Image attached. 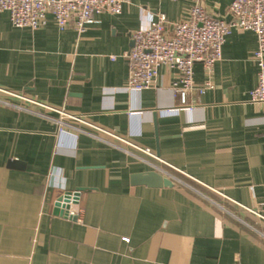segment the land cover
I'll return each instance as SVG.
<instances>
[{
  "label": "crops",
  "instance_id": "0c3cea01",
  "mask_svg": "<svg viewBox=\"0 0 264 264\" xmlns=\"http://www.w3.org/2000/svg\"><path fill=\"white\" fill-rule=\"evenodd\" d=\"M195 2L127 0L81 35L52 16L33 30L0 12V264H264L256 34L227 36L213 87L190 96L192 109L163 111L177 100L167 66L153 87L128 89L132 32L150 14L183 20ZM201 2L230 18L233 0ZM194 71L203 85L202 65ZM58 110L82 120L61 124ZM151 170L177 184H132ZM79 188L82 220L54 215L59 195Z\"/></svg>",
  "mask_w": 264,
  "mask_h": 264
},
{
  "label": "built area",
  "instance_id": "2783aa9c",
  "mask_svg": "<svg viewBox=\"0 0 264 264\" xmlns=\"http://www.w3.org/2000/svg\"><path fill=\"white\" fill-rule=\"evenodd\" d=\"M178 1V0H173ZM127 0H0V12L8 13L16 27L37 30L46 26L52 16L61 30L73 27L79 35L85 32L97 14L104 12L118 15ZM229 19L209 13L201 0H196L189 9L187 18L171 21L166 14H150L144 28L132 32V46L124 52L129 62L128 89L140 93L155 85L159 68L167 66L176 71L177 82L172 86L177 98L176 104L164 108L165 113L180 109H192L190 96L204 94L213 87L212 76L216 63L222 58V49L227 36L234 31H253L258 46L253 59L258 66V81L251 92V100L264 106V0H233ZM201 64L206 81L198 85L194 79V66ZM37 104L56 110L37 101ZM62 118L81 121V117L58 110ZM154 156L149 149H142ZM74 192V191H73ZM63 191L60 195H64ZM66 204V217L82 220L80 203L71 194ZM259 208H264V203ZM251 212L262 216L258 210Z\"/></svg>",
  "mask_w": 264,
  "mask_h": 264
},
{
  "label": "water",
  "instance_id": "95a60500",
  "mask_svg": "<svg viewBox=\"0 0 264 264\" xmlns=\"http://www.w3.org/2000/svg\"><path fill=\"white\" fill-rule=\"evenodd\" d=\"M15 164V162L13 163ZM131 182L134 185H147L150 187H174L177 183L167 174L163 175L155 170L135 173L131 176ZM83 188H79L73 191H66L64 195H59L53 206V214L57 216L66 217V204H62L61 201L69 202L71 194H74V198L77 203H80V195ZM76 220V217L72 218Z\"/></svg>",
  "mask_w": 264,
  "mask_h": 264
},
{
  "label": "rangeland",
  "instance_id": "374dc122",
  "mask_svg": "<svg viewBox=\"0 0 264 264\" xmlns=\"http://www.w3.org/2000/svg\"><path fill=\"white\" fill-rule=\"evenodd\" d=\"M181 180L184 181V182H186V183H188L189 185H191V187H193L194 189H198V190H200V191L203 190V189H202L201 187H199L198 185L191 184L189 181H186L185 179H182V178H181Z\"/></svg>",
  "mask_w": 264,
  "mask_h": 264
}]
</instances>
